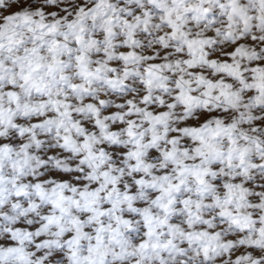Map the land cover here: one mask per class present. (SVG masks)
I'll list each match as a JSON object with an SVG mask.
<instances>
[{"label": "snow or ice", "instance_id": "6c2138e0", "mask_svg": "<svg viewBox=\"0 0 264 264\" xmlns=\"http://www.w3.org/2000/svg\"><path fill=\"white\" fill-rule=\"evenodd\" d=\"M0 264H264V0H0Z\"/></svg>", "mask_w": 264, "mask_h": 264}]
</instances>
